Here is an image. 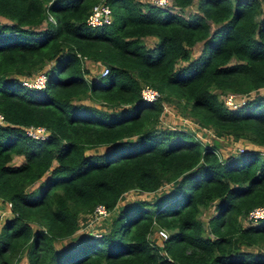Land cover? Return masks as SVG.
<instances>
[{
    "label": "trees",
    "instance_id": "obj_1",
    "mask_svg": "<svg viewBox=\"0 0 264 264\" xmlns=\"http://www.w3.org/2000/svg\"><path fill=\"white\" fill-rule=\"evenodd\" d=\"M104 1L113 21L117 14L112 29L85 23L97 0H0L9 20L0 23L7 122L0 124V201L10 203L0 223V264H18L22 255L26 264H264V217L239 221L264 203V152L220 158L217 141L156 124L171 102L216 135L264 147V95L234 109L218 98L264 86L261 0H197L187 16L144 0ZM172 2L183 9L192 0ZM42 20L44 28H31ZM147 35L156 37L152 46L141 41ZM197 41L201 49L191 58ZM84 59L101 62L105 73L87 79ZM178 59L187 62L174 67ZM48 61L42 89L21 84L19 76ZM141 83L161 96L141 99ZM86 96L117 108L102 110L82 102ZM27 124L45 126L48 135L30 139ZM97 146L105 149L86 152ZM14 155L23 159L10 164ZM167 182L172 186L152 203L115 209L124 191ZM97 203L115 211L106 232L76 234L78 216ZM211 204L204 228L200 212ZM156 226L167 231L160 244L148 237Z\"/></svg>",
    "mask_w": 264,
    "mask_h": 264
},
{
    "label": "rangeland",
    "instance_id": "obj_2",
    "mask_svg": "<svg viewBox=\"0 0 264 264\" xmlns=\"http://www.w3.org/2000/svg\"><path fill=\"white\" fill-rule=\"evenodd\" d=\"M97 1H103V0H97ZM146 1V0H144ZM262 8L264 9V0L262 2ZM197 8V0H192V2L190 4H188L187 6H185L183 9H179L180 14H182L183 16H187L188 14H190L191 12H194ZM114 17V16H113ZM49 18L51 19V17L49 16ZM1 22H9L8 18H5L3 16L0 15V23ZM117 22V14L115 13V19L114 21L109 24L108 26H106L107 29H112L115 27ZM46 26V21L42 20L37 26L31 27L33 29H41L44 28ZM141 41L143 43H149L151 45H153V43H150L151 41L148 40L147 38L142 39ZM201 45H202V41H197L196 43H194L191 47H190V57L193 58L195 57L200 49H201ZM86 62V63H84ZM187 62V60H183V59H178L175 61L174 67H178V66H182ZM49 64H51L50 61L44 63L40 68V69H44L47 68L49 66ZM102 64V63H101ZM89 62H87V60L84 59L83 61V66L87 67L88 72L84 73L85 77L87 79H92L94 76L98 75V70L100 68V65L98 64V66L96 65H89ZM37 70V71H39ZM37 71L32 72L31 74L36 73ZM20 77V82H21V76ZM261 94L264 95V86L263 87H259L257 89H252L251 91L245 93V94H236V101H242V100H246L248 98H251L253 96H255L256 94ZM219 98V96H218ZM82 102H88L90 104L96 105L99 108H101L102 110H106V111H114L116 110L117 107H109L108 105L104 104L101 98H90L89 96H86L84 98H82L81 100ZM163 112V113H162ZM162 114L163 115H159V118L157 120V126L159 128H164V127H179L182 129H185L186 131H189L191 133H193V135H195L197 138L200 139H204L207 140L206 142H212L213 140L217 141V147L218 150L220 151V158H223L229 154L232 153H236V150L239 151V149H252V146L254 145L252 142L248 141L245 137H234L232 135H228V134H222V135H216L213 133L212 128L210 127H204L201 126L197 123V121L193 118L190 117L189 115H187L186 113H184L182 111V109H180V107L177 104H173L171 102H164V106H163V110H162ZM172 113H175V115H172ZM212 134H214V136H211ZM217 137V138H216ZM105 149V146H100V147H95L94 149H88L86 150V152H102ZM255 149V148H254ZM22 156H18V155H14L11 159V161L9 162L10 164H16L19 163L22 160ZM48 174V172H46L43 176H41L38 180H36L35 182H33L32 184H30L29 186H27L26 189H33L39 180L43 179L46 175ZM175 182V181H174ZM172 186L171 182H167L166 184L163 183L160 185V187L155 190V191H142L139 190L137 188H132V189H128L126 191H124L121 195H120V199L117 200V204L115 206V209L117 210L118 206L120 207V204L122 203H128L131 202L133 200H145L148 203H152L153 200H156L161 193L167 191L170 187ZM172 199H168L166 200V202L164 203V205L166 203L171 202ZM122 202V203H121ZM126 205V204H123ZM149 207V210L151 208L152 210V206L151 205H147ZM212 210V204L207 207L206 209H202V211L200 212V218L203 222L204 228H206V217L210 214ZM5 211L6 214H2L0 213V223L5 219L6 216H9L10 212H8L7 207L5 206V204L0 201V212ZM113 212L115 211H111V214L109 216L108 219H110V217L113 215ZM82 215V216H81ZM259 220V219H258ZM257 220V221H258ZM85 219L83 217V214H80L78 216V227L76 230V234L77 233H82L84 231V229H86V231L91 230L92 228H86V226H81L79 227V224H81L82 222H84ZM239 221L245 225V224H249L244 220V215L243 217L241 216L239 218ZM256 221V222H257ZM106 223H108V220L105 221ZM102 227L100 229L107 230V224L101 223ZM154 228V227H153ZM159 227H155L154 229H157ZM152 230V229H151ZM88 234V232H86ZM150 234L155 235V233L152 231H150L148 233V236L150 237ZM157 244H160L162 242H159L158 239H156ZM67 241L63 240L61 242V244H67ZM57 245V244H56ZM252 250H255V248H251ZM18 264H26V259L24 257V255H22L21 259L19 260V262H17Z\"/></svg>",
    "mask_w": 264,
    "mask_h": 264
},
{
    "label": "built area",
    "instance_id": "obj_3",
    "mask_svg": "<svg viewBox=\"0 0 264 264\" xmlns=\"http://www.w3.org/2000/svg\"><path fill=\"white\" fill-rule=\"evenodd\" d=\"M149 4H153L159 6L160 8L167 9L168 11L179 13V8L177 5L173 4L172 0H146ZM113 21L111 8L108 3L103 1H97L93 3L86 15L85 23L91 27L101 26V25H109ZM106 66L104 64L101 65L98 75H103L105 73ZM21 84L32 88V89H42L46 84V71L44 69H40L34 74H30L22 77ZM236 94L233 92H218L219 99L222 103L230 108L234 109L238 107L243 101H236ZM139 96L141 99L145 101H153L161 96L160 92L153 86L147 83H141L139 88ZM162 113L160 114V116ZM7 123L4 119L3 114L0 112V124ZM23 132L26 136L33 140H41L48 135V130L45 126L41 124H27L23 126ZM242 149H239V151ZM237 152V150H236ZM10 205L9 202H6V207ZM111 214V210L104 207L103 204L97 203L94 205L92 211L86 215H83L85 221L79 224V227L86 226V228H92L89 231L85 232L100 235L102 232H106V230L100 229L102 227L101 223L107 224L105 221L109 220V216ZM264 217V203L257 204L252 206L246 214H244V220L247 223H255L258 219ZM150 234V240L157 244L156 239L159 242H162L163 239L167 236V231L163 227H159L157 229H153Z\"/></svg>",
    "mask_w": 264,
    "mask_h": 264
},
{
    "label": "crops",
    "instance_id": "obj_4",
    "mask_svg": "<svg viewBox=\"0 0 264 264\" xmlns=\"http://www.w3.org/2000/svg\"><path fill=\"white\" fill-rule=\"evenodd\" d=\"M262 2H263V0H261V5H262ZM144 38H147L148 40H150L151 42L150 43H155V41H156V37H154V36H149V35H147V36H143L142 37V39H144ZM143 43V42H142ZM145 46H152L151 44H149V43H143ZM85 60H87V62H89V65H91V64H93V65H96V66H98V64L100 65V67H101V62H99V61H91V60H88V59H85ZM84 63H86V62H84ZM88 65V66H89ZM99 70H100V68H99ZM99 70H98V72H99ZM98 147H100V146H97V148ZM252 148H255V149H259V150H261V151H263L264 152V147L263 146H258V145H253L252 146ZM122 203V202H121ZM82 216V215H81ZM84 217V216H83ZM85 218V217H84Z\"/></svg>",
    "mask_w": 264,
    "mask_h": 264
}]
</instances>
